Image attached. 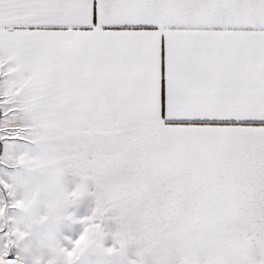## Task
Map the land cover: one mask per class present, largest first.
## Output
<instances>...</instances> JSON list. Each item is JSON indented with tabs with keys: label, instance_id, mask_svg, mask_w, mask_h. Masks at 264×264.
I'll use <instances>...</instances> for the list:
<instances>
[{
	"label": "snow or ice",
	"instance_id": "obj_1",
	"mask_svg": "<svg viewBox=\"0 0 264 264\" xmlns=\"http://www.w3.org/2000/svg\"><path fill=\"white\" fill-rule=\"evenodd\" d=\"M0 264H264V0H0Z\"/></svg>",
	"mask_w": 264,
	"mask_h": 264
}]
</instances>
